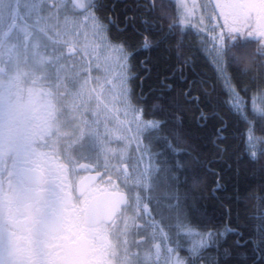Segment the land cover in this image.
<instances>
[{
  "label": "snow or ice",
  "instance_id": "6c2138e0",
  "mask_svg": "<svg viewBox=\"0 0 264 264\" xmlns=\"http://www.w3.org/2000/svg\"><path fill=\"white\" fill-rule=\"evenodd\" d=\"M0 75L35 132L0 185L95 264H264V0H0Z\"/></svg>",
  "mask_w": 264,
  "mask_h": 264
},
{
  "label": "flooded vegetation",
  "instance_id": "af4514ba",
  "mask_svg": "<svg viewBox=\"0 0 264 264\" xmlns=\"http://www.w3.org/2000/svg\"><path fill=\"white\" fill-rule=\"evenodd\" d=\"M33 111L30 86L18 78L0 75V133L5 153H19L35 137L28 122ZM42 191L38 183H33L27 194L17 183L0 185V264H95L93 250L78 241H66L56 225L42 221ZM52 236L57 243L49 249L47 240Z\"/></svg>",
  "mask_w": 264,
  "mask_h": 264
},
{
  "label": "trees",
  "instance_id": "16d2710c",
  "mask_svg": "<svg viewBox=\"0 0 264 264\" xmlns=\"http://www.w3.org/2000/svg\"><path fill=\"white\" fill-rule=\"evenodd\" d=\"M146 55V54H144ZM143 58V55L141 56ZM198 71H204L209 76L211 75V69L210 68H204V69H197ZM259 135V133H257ZM259 176H254L251 172H245L240 175L238 178L239 180V187L240 188H247L249 191L245 194L247 196V199L243 201V205L247 207L249 214L253 212L255 209L253 208V205L256 203L255 197H258L260 195H264V193L261 192L259 188ZM226 210V209H225ZM219 216V212L217 213ZM235 217V213L233 215V218ZM224 222L226 223V218H223Z\"/></svg>",
  "mask_w": 264,
  "mask_h": 264
}]
</instances>
